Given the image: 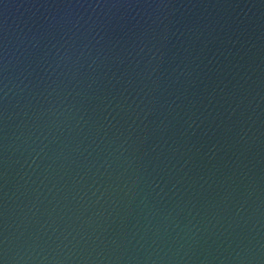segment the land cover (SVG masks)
<instances>
[{
	"label": "water",
	"instance_id": "obj_1",
	"mask_svg": "<svg viewBox=\"0 0 264 264\" xmlns=\"http://www.w3.org/2000/svg\"><path fill=\"white\" fill-rule=\"evenodd\" d=\"M0 264H264V0H0Z\"/></svg>",
	"mask_w": 264,
	"mask_h": 264
}]
</instances>
